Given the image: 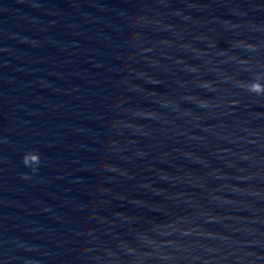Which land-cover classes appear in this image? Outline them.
Returning a JSON list of instances; mask_svg holds the SVG:
<instances>
[{"label":"water","instance_id":"water-1","mask_svg":"<svg viewBox=\"0 0 264 264\" xmlns=\"http://www.w3.org/2000/svg\"><path fill=\"white\" fill-rule=\"evenodd\" d=\"M254 80L264 0H0V264H264Z\"/></svg>","mask_w":264,"mask_h":264},{"label":"clouds","instance_id":"clouds-1","mask_svg":"<svg viewBox=\"0 0 264 264\" xmlns=\"http://www.w3.org/2000/svg\"><path fill=\"white\" fill-rule=\"evenodd\" d=\"M247 84L250 85L246 88L250 93L257 96L264 95V84L257 82V80L248 82ZM22 162L25 167H32L33 170H35V167H38L40 165V157L36 153H28L24 156Z\"/></svg>","mask_w":264,"mask_h":264}]
</instances>
